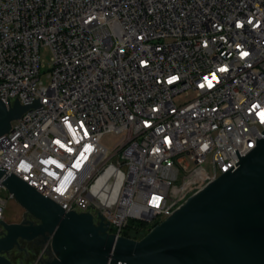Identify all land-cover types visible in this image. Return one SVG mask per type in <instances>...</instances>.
I'll list each match as a JSON object with an SVG mask.
<instances>
[{"label":"built area","instance_id":"built-area-1","mask_svg":"<svg viewBox=\"0 0 264 264\" xmlns=\"http://www.w3.org/2000/svg\"><path fill=\"white\" fill-rule=\"evenodd\" d=\"M0 101L28 107L0 170L110 234L149 232L263 137L264 0H0Z\"/></svg>","mask_w":264,"mask_h":264},{"label":"water","instance_id":"water-1","mask_svg":"<svg viewBox=\"0 0 264 264\" xmlns=\"http://www.w3.org/2000/svg\"><path fill=\"white\" fill-rule=\"evenodd\" d=\"M28 107L0 101V136ZM229 170L189 197L141 239L108 233L88 213L65 212L16 176L3 187L37 223L0 222V264L19 240L42 237L54 258L44 264H264V132Z\"/></svg>","mask_w":264,"mask_h":264},{"label":"rangeland","instance_id":"rangeland-1","mask_svg":"<svg viewBox=\"0 0 264 264\" xmlns=\"http://www.w3.org/2000/svg\"><path fill=\"white\" fill-rule=\"evenodd\" d=\"M39 58L41 61L40 79L46 83V77L51 68V53L49 49L46 47L40 48ZM183 100H185L184 96L176 98L177 102ZM121 138L122 134L108 133L102 137L101 144L105 148L112 150L117 147ZM1 197L6 199L3 221L8 224H20L24 220L27 213L13 197H10L8 192H2ZM29 220L34 223L38 222L33 217L29 218ZM150 226L151 225H149V227ZM4 233V230L0 226V237ZM45 244L46 243L38 245L36 243L21 240L19 246L10 250L6 256L13 264H42L43 261L54 258V254L50 247L47 248V252H43Z\"/></svg>","mask_w":264,"mask_h":264},{"label":"trees","instance_id":"trees-1","mask_svg":"<svg viewBox=\"0 0 264 264\" xmlns=\"http://www.w3.org/2000/svg\"><path fill=\"white\" fill-rule=\"evenodd\" d=\"M147 226L141 222H133L127 225L123 231V235L134 240L141 239L147 233Z\"/></svg>","mask_w":264,"mask_h":264},{"label":"flooded vegetation","instance_id":"flooded-vegetation-1","mask_svg":"<svg viewBox=\"0 0 264 264\" xmlns=\"http://www.w3.org/2000/svg\"><path fill=\"white\" fill-rule=\"evenodd\" d=\"M29 218H32V216H30L29 214H26L24 220L22 222L26 223V224H29V223H34L33 221L29 220ZM35 224V223H34ZM21 240L18 241V245L15 246V247H18L19 246V243H20ZM24 241V240H23ZM28 242H32V243H36L38 245L40 244H43V243H49V241H46L44 238L42 237H39V238H36L32 241H28Z\"/></svg>","mask_w":264,"mask_h":264}]
</instances>
